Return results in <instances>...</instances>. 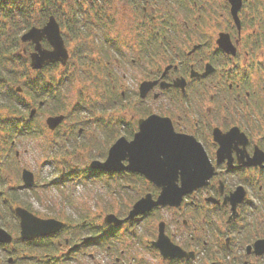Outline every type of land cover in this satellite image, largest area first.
Masks as SVG:
<instances>
[{
	"label": "flooded vegetation",
	"instance_id": "af4514ba",
	"mask_svg": "<svg viewBox=\"0 0 264 264\" xmlns=\"http://www.w3.org/2000/svg\"><path fill=\"white\" fill-rule=\"evenodd\" d=\"M176 1L172 6L181 12L179 24L173 23L169 9L171 25L154 23L153 0H137L139 7H132L128 27L103 32V43L97 46H113L112 51H103L109 55L103 57L107 74L98 75L97 81L86 79L87 88L80 89L74 114L65 113L64 122L55 130L66 126L60 140L73 144L89 129L90 144L106 147L100 156L79 162L73 159L84 158V154H57L49 159L63 163L59 171L54 170L58 179L52 184L67 181L72 193L82 187L84 201L63 187L69 207H61L72 212L59 209L55 214L40 215L28 203L18 202L20 190L39 187L35 175L31 188L21 183L0 185V227L12 235V242H0V264H264V6L254 0L257 8L248 15L247 0H242L238 27L231 4L222 0L225 12L219 14L221 22H215L219 28L206 35L201 23L214 14L212 1ZM137 10L140 15L135 14ZM109 24L106 20L99 26ZM222 33L229 35L234 53L218 44ZM121 47L129 52L124 54ZM65 68L69 75L71 71ZM129 69L141 79L130 92L134 99L123 103L130 90L124 83ZM145 81L151 86L142 95ZM147 101L165 103L160 112L145 111ZM83 105L86 112H77ZM137 111L141 112L138 116ZM78 113L98 116L78 125ZM152 114L169 118L176 133L194 138L202 146L212 174L177 202L151 206L130 219L137 201L147 195L156 201L162 188L143 173L127 168V157L114 171L92 169L90 163L104 162L120 138L132 141L139 120ZM217 136L225 138V147ZM167 172L176 176L175 185L180 188L182 170ZM72 195L79 196L78 202ZM18 206L63 225L49 234L25 239L20 234ZM109 214L118 222L108 221Z\"/></svg>",
	"mask_w": 264,
	"mask_h": 264
},
{
	"label": "rangeland",
	"instance_id": "374dc122",
	"mask_svg": "<svg viewBox=\"0 0 264 264\" xmlns=\"http://www.w3.org/2000/svg\"><path fill=\"white\" fill-rule=\"evenodd\" d=\"M75 0H69V6H66V8L69 9V7L71 6V2H74ZM81 2H83L82 6L85 8V10L88 12V15H85L86 18L83 20L84 23V27L86 28V30L89 29L90 31V35H89V39L91 41H95V44L98 43H103V32L106 31L107 29H109L110 27H112V30H114V28L118 31V29H124L126 27H128V25L131 24L132 22V15H134V11L132 10V7H139V2L138 3H134V4H130V3H123V1L121 0H105L103 4L95 1V0H80ZM95 1V2H93ZM212 4L214 6V10L215 11H211L214 14L211 16H207L205 17L204 21L201 23V28H203V31L206 35H210L212 32H214L215 30H217L219 28L218 25H216V20L218 22H221L219 20H221L222 18L219 16V14L222 12H225L223 4H222V0H211ZM137 2V0L135 1ZM168 3L169 0H153V5L156 7L155 8V15H157L154 18V23L157 22L160 25V22H163L162 19H160V15H164V13L162 14V9L165 8V6H167V9H169L171 11V16H172V21L174 24H179V21H181L182 15L181 12L178 11V9L176 10V7L172 6V3H168V5H165L164 3ZM247 5L245 7V11L246 13L249 15V13H252V9L257 8L256 3L254 0H247ZM258 4L260 6H264V0H258ZM101 6L102 8L99 9V14H102V12H105L106 15H110L115 21L113 24L106 25L104 28L101 29L102 26H99L103 21L108 20L104 19L101 21H97V17H96V10L97 8ZM101 11V12H100ZM135 14L140 15L139 11L137 10L135 12ZM263 14H264V7H263ZM166 16V15H165ZM167 17V16H166ZM36 18H34L33 21H35ZM142 19V16L140 18H138V20ZM89 21L94 22V24H91ZM153 23V24H154ZM171 25V22L168 20V26ZM109 26V27H108ZM163 26H165L163 24ZM225 26V25H223ZM107 27V28H106ZM245 31L248 32L247 29H245ZM25 32V31H24ZM23 32V33H24ZM22 33V34H23ZM114 33V32H111ZM68 34V42L66 43V46L71 54V57L69 59L70 61V65L68 66V71H71V73H74L75 76L71 77V81L66 83L64 85V89L62 90L63 93V102L65 104V108H64V112L62 113H69L70 116H72L74 114L75 111L72 110L73 106L77 103V99L79 98V93L81 90H86L87 88V80L85 78H82L81 76H79L77 73H75L74 68H73V62L75 63L76 61L72 60L74 58L73 54L74 51L76 49V40H73L69 33ZM107 36L113 37L112 35H110V33L106 34ZM43 45L44 42H42ZM46 47V45H45ZM24 49V55H26L29 58V55L31 52L34 51V46H27V42L24 43L22 42V48ZM122 52L125 54L128 51L127 48H122ZM77 53V52H76ZM113 55V54H112ZM129 55V54H128ZM76 59V57L74 58ZM29 60V59H28ZM28 65V70L30 69V71H32V69L30 68V63L27 62ZM67 67V66H66ZM76 68V67H75ZM65 69H62V67H58V66H54V67H46L44 69H42L41 74L43 75V77L45 79H49L51 76H54L56 78L59 77V75L61 73H63ZM37 71L33 70L32 73L30 75L27 74H23L20 77L21 82L26 80V78L28 76L30 77H34L36 75ZM80 73V72H79ZM125 79H124V83L125 86H129L130 90L128 92H126V96L127 98L124 99L123 103L128 101L130 102L129 99L134 97H131L130 93L131 91H134L137 87V84L139 83V80L141 78H139V75L132 73V69H129L128 73H125ZM120 74V78H121ZM14 87H20L21 88V83H15ZM81 89V90H80ZM25 97L27 100L30 101V97L28 95L25 94ZM92 97V96H91ZM94 98V97H93ZM107 101H109V99L105 98ZM104 99V100H105ZM95 102V98L93 100ZM169 100H166L165 102L167 103ZM133 102V101H132ZM165 102H161V101H157V102H153V101H147L143 103L144 107L143 109H146L145 111H157L160 112V107H162V105ZM55 103V102H54ZM56 104V103H55ZM129 105V103H127ZM132 104V103H131ZM136 106L139 105L138 102L135 103ZM54 104L48 103L45 105V108L38 112V115L35 116L37 122L40 124V126L42 127L43 130V134L40 135H36V136H28V137H21L18 138L14 141V146L12 147L11 151H8V147L7 145H2V148L5 152H7L6 154H10V156L8 157L6 155V160L3 163L4 165H2V167L0 168V172L1 175L4 173V175H6V180H5V187L7 186H18V184H23L22 179H21V173L23 169H28L30 171H32L35 175V179L37 180V182L39 183V187H37V189L34 190H20L19 195H20V199L18 200L19 203H28L29 206L37 213H39L40 215H50V214H55L58 213L59 209H61V212L63 211L64 213L67 212H72V210L67 209L65 207V209L62 206H64L63 204L65 203V197L62 195V193H64V188L63 187H67L69 194H76V195H80V198H78V200L80 199L81 201L83 200V193H84V189L78 188V191L76 189V191H74L73 193L70 192V185L67 181H58L55 184H52L53 181H55L56 179H58L57 173L56 171L54 172V170L57 169V171H59V169H61L62 167V161H49V159H53L57 155V154H61L62 156H64L65 154L73 155L77 154L81 155L84 154L85 157L84 158H74L73 160L77 162H79V159H86V158H91V157H97L100 156L104 149H106V147L104 148L103 145H93L90 144L91 141L89 139L92 138V135L89 133V129L86 131L87 133L82 136L81 139H79V141H76L73 144H67L66 141L60 140L62 138L65 137V133L67 132V127L64 126L62 127L60 130L58 131H50L45 124V119L47 117V115L49 114V109L51 107H53ZM159 106V107H157ZM33 108H35L33 106ZM115 113V110H112ZM141 112L137 111L136 115H140ZM2 115H6V110H2ZM78 121L77 124H84L86 123V121L88 120V117H96L98 116V114H95L94 116H89L86 115V113H78L77 114ZM85 126V125H83ZM66 130V131H64ZM69 133L68 132V137H69ZM84 138V139H83ZM104 148V149H103ZM18 152V157L15 155V152ZM60 155V156H61ZM77 155V156H78ZM59 156V157H60ZM57 157V158H59ZM48 160V162L45 164L44 162ZM89 191V190H87ZM73 196V195H72ZM77 197L79 196H73L74 201H77ZM78 202V201H77ZM51 204L53 206H51ZM68 207L69 205L66 204ZM63 213V214H64ZM1 256V255H0ZM6 257V256H4ZM3 257V259H4ZM2 259V258H1ZM3 260H1L0 262H2Z\"/></svg>",
	"mask_w": 264,
	"mask_h": 264
},
{
	"label": "water",
	"instance_id": "95a60500",
	"mask_svg": "<svg viewBox=\"0 0 264 264\" xmlns=\"http://www.w3.org/2000/svg\"><path fill=\"white\" fill-rule=\"evenodd\" d=\"M231 4V14L238 27L240 20L238 11L242 0H227ZM46 40L50 49L43 47L42 41ZM23 42L34 44V51L30 53V65L32 69H42L44 66L60 62L65 65L69 54L65 46L60 26L54 16H50L42 27H31L21 36ZM218 44L227 52H235L229 35L222 33ZM151 86V82L145 81L141 84L142 95ZM17 91H21L18 87ZM35 109L30 111L33 117ZM65 116L55 115L46 118V124L50 130H55L64 120ZM229 136V135H228ZM227 136V137H228ZM221 147L225 138L217 136ZM225 147V145H223ZM18 153V152H17ZM127 157L130 165L127 167L143 173L149 180L162 188L159 198L153 201L150 195L135 203L128 218H133L143 213L151 206L177 202L181 195L193 187L205 184L212 174L210 162L202 146L192 137L178 134L174 131L172 122L167 117L152 114L147 118L139 120V131L130 142L123 137L120 138L108 151L104 162L94 160L90 163L93 169H104L108 171L118 170L121 160ZM180 168L182 170V186L175 185L176 176L168 173V170ZM22 179L24 186L34 185V174L28 169H23ZM16 213L20 217V234L25 239H33L38 236L49 234L59 229L63 223L54 219H41L28 210L18 206ZM108 221L116 220L113 214H109ZM0 242H12V235L0 227Z\"/></svg>",
	"mask_w": 264,
	"mask_h": 264
},
{
	"label": "trees",
	"instance_id": "16d2710c",
	"mask_svg": "<svg viewBox=\"0 0 264 264\" xmlns=\"http://www.w3.org/2000/svg\"><path fill=\"white\" fill-rule=\"evenodd\" d=\"M95 1L103 4L105 0ZM121 1L126 4L136 3L134 0ZM69 3V0H0V147L7 145V152L11 151L16 139L43 134L42 127L35 116L45 108L46 104L51 102L54 104L49 109V114L64 112L62 90L64 85L71 81V77L75 76L71 72L66 75L65 71L58 78L51 76L49 79H45L41 74L42 70H40L34 77L28 76L21 82L20 77L23 74L30 75L33 71L28 70L29 58L24 55V49H21V35L24 31L32 26H42L50 16H54L60 25L65 43L68 42L67 32L73 40L77 41L73 54L76 59H72L76 61L72 65L75 73L88 80L92 78L94 81H97L98 75L106 73L103 70L106 63L103 57L109 55L103 51H112L113 46L111 44L109 47L104 44L97 46L94 41H91L89 39L90 31L86 30L83 23L85 15H88L82 6L83 2L75 0L71 2L68 9L66 6H69ZM171 3L175 6L177 1L171 0ZM164 4L166 5V3ZM101 8L99 6L95 12L97 21L108 18V22L113 24L115 20L110 15H106L105 12L99 14L98 10ZM161 11L164 15H160L159 18H162L164 25H168L170 15L167 6ZM34 18H36L35 21H33ZM89 22L94 24L92 21ZM43 42L46 47H49L46 40ZM28 45L32 44L27 43ZM70 61H68L67 67L70 65ZM54 65L56 66V64H50L48 68L54 67ZM15 83H21V92L16 90ZM96 84L94 85L96 86ZM25 94L30 97V101L26 99ZM33 106L37 107V111L34 117L30 118L29 111ZM85 109L86 107L83 105L77 112H86ZM2 110H6V115H2ZM7 152L0 148V164L7 159L5 157ZM5 180L6 176L1 175L0 172V185H5Z\"/></svg>",
	"mask_w": 264,
	"mask_h": 264
}]
</instances>
